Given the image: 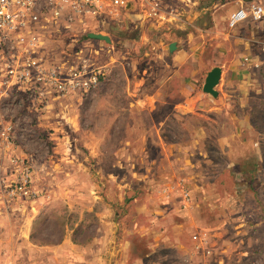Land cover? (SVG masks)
<instances>
[{
	"label": "rangeland",
	"instance_id": "rangeland-1",
	"mask_svg": "<svg viewBox=\"0 0 264 264\" xmlns=\"http://www.w3.org/2000/svg\"><path fill=\"white\" fill-rule=\"evenodd\" d=\"M202 2L187 1L180 17L199 21ZM141 3L136 19H153L151 2ZM127 16L97 23L95 34L111 43L86 40L89 22L61 34L58 28L50 31L62 39L54 47L46 41L48 49L55 48V62L66 67L86 62L102 72L94 92L36 111L13 103L0 87V125L12 126L10 145L0 136V264H41L45 249L40 247L65 241L75 250L54 249L48 258L77 264H124L127 257L128 264H264V138L254 142L252 155L224 153L216 138L211 152L200 153L180 146L188 139L176 121L171 122L174 136L166 140L178 142L177 149L167 153L158 128L166 111H138L127 100L138 97V88L152 93L158 85L159 30L145 33L135 18L125 22ZM174 82L179 97L180 82ZM255 108L264 127V107ZM168 156L190 167L192 180L217 183L219 196L206 200L180 179L175 202L158 200L164 213H154L160 208L153 203L158 196L153 184ZM15 158L31 167L32 178L27 192L12 194ZM253 159L259 165L250 191L244 184L250 176H235L233 170ZM94 243L97 257L89 248Z\"/></svg>",
	"mask_w": 264,
	"mask_h": 264
},
{
	"label": "crops",
	"instance_id": "crops-1",
	"mask_svg": "<svg viewBox=\"0 0 264 264\" xmlns=\"http://www.w3.org/2000/svg\"><path fill=\"white\" fill-rule=\"evenodd\" d=\"M136 1L133 3L134 11L125 13L128 15L125 22H135L140 16L142 11L138 10V3H142L140 0ZM159 1L160 14L149 20H144L143 16L136 19L145 33L149 29L159 30L157 48L161 66H157L159 69L155 72L158 85L153 87L152 93L138 88L141 90L136 93L138 97L127 100L133 102L138 111H166L159 120L158 128L167 153L171 152V148L176 150L178 145L176 141L166 140L167 137L174 136L170 133L171 122L180 121L183 137L188 139L180 144L183 149L190 147L200 153H209L211 139L216 138L217 143L224 147V153L252 155L253 148H256L254 142L264 137V127L258 124L261 120L256 118L261 112L255 108L264 107V53L261 52L264 45V18L255 23L248 17L234 28L229 26V18L232 13L248 8L251 3L264 7V0H202L199 21L180 17L181 8H187L189 0ZM98 22L100 21H89V38L90 34L99 33L96 30ZM173 43L176 48L170 51ZM245 59L248 61L245 62ZM215 67L222 70L220 84L216 87V97L203 92L207 75ZM175 80H178L181 86L179 97L176 96ZM166 131L168 134H165ZM161 150V153H164V150ZM165 160L167 161H164L160 169L158 180L153 184L158 193L157 198H153V203L160 208L154 207V213H164L161 202H175L176 187L181 184L180 179L194 185V191L199 192L206 200L219 196L217 183L199 177L192 180L187 176V171L192 169L186 164L177 165L169 156ZM176 168L181 172H176ZM163 236V233H160L158 237ZM98 247L96 243L90 244L89 247L96 249L93 252L95 257L98 255ZM40 248L45 249V253L44 257L38 260L41 264H50L52 260L58 262L55 257L52 260L48 258L52 250L55 249L59 253L60 250L74 251L76 245L65 241L55 248ZM128 259L127 257L124 264H128ZM63 260L58 263L77 264L76 259Z\"/></svg>",
	"mask_w": 264,
	"mask_h": 264
},
{
	"label": "built area",
	"instance_id": "built-area-1",
	"mask_svg": "<svg viewBox=\"0 0 264 264\" xmlns=\"http://www.w3.org/2000/svg\"><path fill=\"white\" fill-rule=\"evenodd\" d=\"M151 2V13H161L159 0ZM131 0H0V87L3 96L11 95L13 103H23L14 95H27L31 105L38 110H46L54 102L87 95L94 92L101 83L102 72L83 64L66 67L64 62H55L54 49H48L61 39L62 29L70 30L78 22L87 25L89 21H107L128 13ZM250 17L255 23L264 18V7L257 3L249 4L232 13L229 26L236 27ZM111 18V19H112ZM59 29L60 33L50 34ZM264 52V45H262ZM65 65H64V64ZM257 67V66H256ZM12 126L0 125V136L10 145ZM17 172L16 185L12 194L28 191L31 184V167L18 158L12 161Z\"/></svg>",
	"mask_w": 264,
	"mask_h": 264
},
{
	"label": "water",
	"instance_id": "water-1",
	"mask_svg": "<svg viewBox=\"0 0 264 264\" xmlns=\"http://www.w3.org/2000/svg\"><path fill=\"white\" fill-rule=\"evenodd\" d=\"M133 8H134V5L132 2H130L126 9L128 11H131L133 10ZM89 36L90 38L94 40L105 41L106 43H111L110 37L102 35V34H90ZM175 48H176V45L173 43L170 46V51H174ZM221 76H222L221 68L215 67L214 69H212L210 73L207 75V78L205 80V84L203 86V92L216 97L218 94L216 91V87L220 84Z\"/></svg>",
	"mask_w": 264,
	"mask_h": 264
},
{
	"label": "trees",
	"instance_id": "trees-1",
	"mask_svg": "<svg viewBox=\"0 0 264 264\" xmlns=\"http://www.w3.org/2000/svg\"><path fill=\"white\" fill-rule=\"evenodd\" d=\"M86 40H91V38L88 37V35H86ZM14 95L17 96L18 98L22 99L23 103H27L29 104L34 110L39 111L36 107H34L33 105L30 104L29 102V97L27 95H22V94H18L17 92H14ZM264 138V137H263ZM262 139V138H260ZM263 140V139H262ZM246 162H242L240 164H237L233 170L234 175L238 176V175H242V174H248L250 176L249 182L244 184L246 185V188L250 191H252V188L255 184L256 181V174L258 172V162H254V159L251 161H248L246 164ZM242 180V178H240ZM236 185H238V188L240 186V184H238V182H235ZM144 256L140 257L139 260H143Z\"/></svg>",
	"mask_w": 264,
	"mask_h": 264
}]
</instances>
